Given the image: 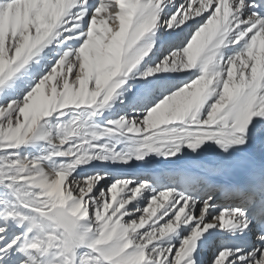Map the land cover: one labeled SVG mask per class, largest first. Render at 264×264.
<instances>
[{
	"label": "snow or ice",
	"instance_id": "6c2138e0",
	"mask_svg": "<svg viewBox=\"0 0 264 264\" xmlns=\"http://www.w3.org/2000/svg\"><path fill=\"white\" fill-rule=\"evenodd\" d=\"M0 264H264V0H0Z\"/></svg>",
	"mask_w": 264,
	"mask_h": 264
},
{
	"label": "bare ground",
	"instance_id": "6f19581e",
	"mask_svg": "<svg viewBox=\"0 0 264 264\" xmlns=\"http://www.w3.org/2000/svg\"><path fill=\"white\" fill-rule=\"evenodd\" d=\"M180 75H183V74H180ZM65 119H67V118H65ZM48 130L50 131V128H49ZM219 239H220V237H219V236H216V237H214V238H213V241H212V244H214V243L218 242V241H219ZM232 239L235 241V238H232ZM237 242H241V241H237Z\"/></svg>",
	"mask_w": 264,
	"mask_h": 264
}]
</instances>
